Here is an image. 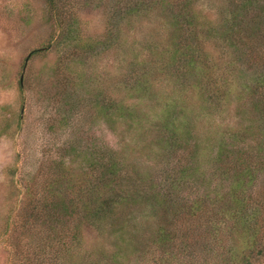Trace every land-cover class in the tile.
<instances>
[{
	"label": "rangeland",
	"instance_id": "rangeland-1",
	"mask_svg": "<svg viewBox=\"0 0 264 264\" xmlns=\"http://www.w3.org/2000/svg\"><path fill=\"white\" fill-rule=\"evenodd\" d=\"M130 1L55 0V10L49 0H0V264H42L43 259L50 264L53 253L46 251L47 255L41 256L40 246H46L44 250L54 247L49 242L54 231L79 229L86 246L113 248V238L101 240L93 224L99 222V216L93 214L99 209V178L108 177V171L125 175L136 168L148 180L149 173L157 175L165 167L166 175L177 179L187 168L191 176L185 177L184 195L191 200L205 192L220 197V188L215 186L227 183L224 174L229 160L236 159L234 152L240 146L246 149L245 145L255 144L254 137L244 141L236 138L246 116L236 106L241 102L249 108L257 104L251 99L253 85L246 87L249 83L244 80L239 86L231 84V101L222 106L216 97L219 93L226 97L230 75L219 72L222 53L211 34L216 26L224 25V18L217 14L211 0L209 4L207 0H176L187 3L201 23L210 22L198 31L206 37L198 53L211 62L210 71L197 86V91L205 94L190 92L189 102L194 101L200 115L194 129L187 128L183 119L178 120L176 137L181 146L170 152L165 144H151L152 136L143 141L134 128L121 126L115 118L99 112V81L104 85L119 82L117 76L125 63L122 57L129 50L123 46L119 51L114 43L100 52L99 44L114 39L115 26L107 23L112 21L117 6ZM161 2L153 3L146 18L128 28L130 54L133 57L139 53L137 60L146 55L142 48L146 40L154 43L163 37L155 27L164 20ZM245 20L249 21L247 17ZM207 27L209 31H205ZM157 43L164 50L172 41ZM165 53L171 55L170 51ZM238 95L243 97L237 100ZM124 102L132 104L137 99L133 96ZM256 138L257 143H264L261 134ZM191 152L197 154L196 158L190 156ZM261 175L263 179L264 173ZM111 176L115 178L116 174ZM94 186L96 192L91 190ZM54 204L58 205L57 212ZM132 210V220L140 223V231L156 249L155 229L164 222L163 216L151 218L148 209ZM49 211L47 217L41 216ZM119 217L122 219L123 214ZM105 232L117 236L120 226L116 233ZM146 251L145 257L149 255ZM155 260L142 263L159 264Z\"/></svg>",
	"mask_w": 264,
	"mask_h": 264
},
{
	"label": "trees",
	"instance_id": "trees-1",
	"mask_svg": "<svg viewBox=\"0 0 264 264\" xmlns=\"http://www.w3.org/2000/svg\"><path fill=\"white\" fill-rule=\"evenodd\" d=\"M49 1L53 9L55 0ZM160 1L164 20L160 21L162 25L155 23V27L163 37L157 41L172 43L163 50L157 41L149 43L146 40L142 45L146 55L143 60H137L139 53L133 57L130 54L132 50L127 36L131 29L128 28H133L137 20H144L153 3ZM211 1L217 8V14L224 18V25L216 26L211 34L216 38L215 46L222 53L219 54L222 62L218 65L219 72L230 75V83L225 88L226 97L221 93L216 97L222 106L227 100L231 101L228 99L231 84L239 86L244 80V83H249L246 87L253 85L251 99L257 104L249 108L241 102L236 106L241 108L243 115L246 114L238 126L236 138L241 137L244 141L254 137L255 144L245 145L246 149L240 146L234 152L236 159H228L229 166L226 174L223 173L227 183L222 187L215 186L220 188V197H212L205 192L191 200L184 195L185 177L191 176L187 168L180 171L177 179L168 177L165 167L157 175L149 173L148 180L136 168L125 175L108 171V177L99 178V185H102L99 209L93 213L96 218L99 216V222L93 224L99 229L101 240L113 238V248L86 246L84 234L79 229L63 233L54 231L49 241L54 247L47 245L48 250H44L46 246H40L41 256L47 255L46 251L53 253L50 264H148V261H142L155 258L159 264H264V178L260 179L264 173V143H257L256 138L260 134L264 137V0ZM124 4L117 6L118 10L115 9L111 15L112 21L107 23L115 26L114 39L99 44L100 52L114 43L119 51L123 46L129 49L122 57L125 63L122 77L117 76L119 82L104 85L99 81V112L111 120L115 118L121 126L134 128L137 138L144 141L152 136L151 144H165L164 148L170 147V152H173L172 148L181 146L176 137L180 130L178 120L183 119L187 128L192 126L194 129L200 115L195 110L194 101L189 102V99L190 92L194 95L197 92L198 96L205 94L197 91V86L210 71L211 62L198 53L201 40L206 38L198 31L202 26L204 30L210 22L198 21L196 14H192V8L183 1L134 0ZM209 30L207 27L205 31ZM165 51H170L171 55L165 56ZM222 55L227 56V60ZM133 96L137 102L125 104L124 100ZM236 97L238 100L243 95ZM190 156L196 158L197 154L191 152ZM110 174H116L115 178H110ZM94 189L95 186L91 190L96 192ZM57 206L54 204L53 208L56 212ZM132 208L148 209L152 216L147 214L151 218L163 216L164 222L155 229L157 238L153 243L156 249L140 231V223L132 220ZM123 209L129 211H121ZM119 213L123 214L122 219ZM49 214L50 211L41 216ZM119 226L121 233L117 236L105 232L116 233ZM145 250L149 254L147 257L143 254ZM41 263L46 264V261L43 259Z\"/></svg>",
	"mask_w": 264,
	"mask_h": 264
}]
</instances>
